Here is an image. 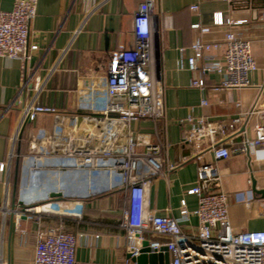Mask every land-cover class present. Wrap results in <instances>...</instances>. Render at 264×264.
Returning <instances> with one entry per match:
<instances>
[{"label": "crops", "instance_id": "crops-1", "mask_svg": "<svg viewBox=\"0 0 264 264\" xmlns=\"http://www.w3.org/2000/svg\"><path fill=\"white\" fill-rule=\"evenodd\" d=\"M142 1L38 0L28 38L29 44L37 48L29 51L23 88L21 62L0 57V163H4L0 170V264H32L35 231L50 225H61L75 235L76 264H132L127 257L125 233L119 225L122 209L129 203V192L114 188L83 197L90 190L82 178L87 176L59 168L56 162L64 148L52 150L44 138L52 130V114H39L25 124L20 137L18 133L22 111L31 102L53 106L60 113L78 118L83 114L100 115L96 105L105 93L106 63L133 46L132 18ZM12 3L13 0H0V8L10 9ZM192 5L197 9H191ZM219 11L224 18L242 21L214 25L213 15ZM154 13L158 15L152 37L154 66L163 87V118L157 122L143 118L126 125L116 122L104 127L101 137L105 140L109 134V144H122L125 134L130 133L141 144L139 149L158 137L165 143L166 163L175 167L164 166L163 173L149 178L144 208L158 215L180 217L182 199L188 210L196 208L197 197L187 190L196 183L199 161L193 157L191 144L184 141L187 126L177 121L189 113L215 121L242 113L245 115L237 131L227 135L225 143L238 146L245 137H253L259 118L247 112L257 97H264V0H155ZM195 22L201 28H192ZM227 28L251 43L257 68L248 73L249 84L213 90L220 75L209 73L204 88L191 86V72L185 65L180 66V59L185 62L192 53L189 46L194 40L221 41ZM181 46L186 48L183 54L178 50ZM215 57L222 59V49L215 52ZM202 99L207 100V105L200 104ZM202 156L203 160L210 159L208 153ZM49 166L57 169L46 168ZM216 166L221 188L228 196L233 230L264 229V198L251 188L252 179L256 188H264V161L231 152ZM35 167H40L39 174H31ZM57 183L61 187H55ZM102 183L100 180L98 186L102 187ZM27 188L36 194L48 190V196L61 191L62 196L54 199H80L81 216L25 213V205L18 204V199ZM18 216L21 226L27 229L26 237L15 229ZM197 222V217L191 215L181 222V227L187 232L195 231Z\"/></svg>", "mask_w": 264, "mask_h": 264}, {"label": "built area", "instance_id": "built-area-1", "mask_svg": "<svg viewBox=\"0 0 264 264\" xmlns=\"http://www.w3.org/2000/svg\"><path fill=\"white\" fill-rule=\"evenodd\" d=\"M233 1V0H218ZM38 0H13L10 9L0 8V57L18 59L21 62L22 88L25 64L29 51L37 48L29 44L30 24L37 12ZM155 0H143L132 18L134 43L131 48L118 52L106 63L105 93L99 98L96 110L100 115H66L53 106L31 102L22 111L21 123L34 120L39 114H52L53 126L45 134L53 147L64 149L57 158L59 168L70 167L103 181L102 187L91 189L86 197L96 190L121 188L128 195V206L122 209L120 227L126 238V251L136 257L147 241L150 253H158L166 247L169 264H264V229L234 231L228 215V196L220 185L216 162L225 159L231 152L246 153L254 160L264 161V97H257L248 114H255L259 121L254 125L253 137H245L238 146L225 143L227 135L237 131L245 114L225 121H215L192 113L180 118L177 123L187 126L184 141L193 147V157L199 161L196 183L187 190L197 197V205L188 210L181 200L180 217L158 215L144 207L145 188L149 178L173 169L166 163L165 143L158 137L142 145L130 133L125 134L122 144L103 145L101 137L106 126L118 122L126 125L143 118L159 121L164 115L163 87L157 78L154 66L153 32L158 15L154 13ZM197 5L190 6L197 9ZM242 20L224 18L222 12L213 15L214 25H233ZM192 28H201L198 22ZM207 31L208 29H203ZM191 54L181 67L191 72V86L205 87V76L220 75L213 90L241 88L249 84L248 73L257 68L249 40L227 28L221 41L194 40ZM185 47L178 48L180 53ZM222 49V59L215 52ZM264 88V84H263ZM202 99L201 105H207ZM100 135V137H99ZM75 140V141H74ZM208 153L210 159L203 160ZM36 159V156H33ZM70 163V164H68ZM4 163H0V170ZM45 202H24L25 213H55L63 216H81L80 199H54L47 196ZM82 198V197H80ZM264 203V202H263ZM41 205V210H34ZM23 213V214H25ZM197 217L195 231L187 232L181 222L189 216ZM27 217V216H26ZM25 217V218H26ZM21 218L15 219V229L26 237ZM76 237L61 225H50L35 231L32 264H76Z\"/></svg>", "mask_w": 264, "mask_h": 264}, {"label": "water", "instance_id": "water-1", "mask_svg": "<svg viewBox=\"0 0 264 264\" xmlns=\"http://www.w3.org/2000/svg\"><path fill=\"white\" fill-rule=\"evenodd\" d=\"M30 122V120L28 118H26L23 123H22V126H21V129L18 133V137L21 136V133H22V130L25 126L26 123ZM123 132L126 131V126H124L122 128ZM103 129H101L102 131ZM110 139H111V136L109 134H107V137L105 138L104 142H103V145H108L109 142H110ZM251 188H252V191L256 194H259L261 197L264 198V188L262 189H259V188H256V183H255V180L252 179L251 180ZM62 196V192L61 191H56V192H51L49 193V197L52 199V198H59ZM13 205L15 204L14 201H15V198L13 197ZM18 204H23V201L21 199H18ZM23 217H26L25 215ZM147 241H145L143 243V248L141 250V253L136 256V257H132L130 256V254H127V257L131 259L132 261V264H169V252L167 250L166 247L162 248V251L158 252V253H150L148 252L149 249L147 247Z\"/></svg>", "mask_w": 264, "mask_h": 264}, {"label": "bare ground", "instance_id": "bare-ground-1", "mask_svg": "<svg viewBox=\"0 0 264 264\" xmlns=\"http://www.w3.org/2000/svg\"><path fill=\"white\" fill-rule=\"evenodd\" d=\"M121 144V143H120ZM70 164V163H68ZM79 173V171H78ZM84 182H85V185L87 188H91V189H95L96 187H98V182L96 180L95 177H91L90 175L86 178L82 177ZM55 187H61V185L59 183L56 184ZM48 196V190H45L44 192L42 193H39V194H36L32 189H26L24 191H22V200L24 202H31L33 200H36V199H40V198H46ZM42 209V206L41 205H36L34 207V210H41Z\"/></svg>", "mask_w": 264, "mask_h": 264}, {"label": "rangeland", "instance_id": "rangeland-1", "mask_svg": "<svg viewBox=\"0 0 264 264\" xmlns=\"http://www.w3.org/2000/svg\"><path fill=\"white\" fill-rule=\"evenodd\" d=\"M37 158V157H36ZM46 168H49V169H53V170H56L57 169V167L55 166H49V167H46ZM62 170H65V171H67V173H68V171L70 170V167H64V168H62ZM32 173H37V174H39L40 173V167H35V168H33V169H31V174ZM85 176H86V174H84ZM28 179H30V180H32V175H30L29 174V178ZM47 198L48 197H46V198H42V199H38V200H34L35 202H45L46 200H47Z\"/></svg>", "mask_w": 264, "mask_h": 264}, {"label": "trees", "instance_id": "trees-1", "mask_svg": "<svg viewBox=\"0 0 264 264\" xmlns=\"http://www.w3.org/2000/svg\"><path fill=\"white\" fill-rule=\"evenodd\" d=\"M17 184H18V181H17ZM17 188V187H16ZM42 214H47V213H42ZM60 216H63V215H60Z\"/></svg>", "mask_w": 264, "mask_h": 264}]
</instances>
